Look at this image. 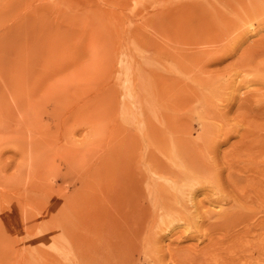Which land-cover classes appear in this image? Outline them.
I'll list each match as a JSON object with an SVG mask.
<instances>
[{
  "label": "rangeland",
  "instance_id": "rangeland-1",
  "mask_svg": "<svg viewBox=\"0 0 264 264\" xmlns=\"http://www.w3.org/2000/svg\"><path fill=\"white\" fill-rule=\"evenodd\" d=\"M67 232L264 264V0H0V264H73Z\"/></svg>",
  "mask_w": 264,
  "mask_h": 264
},
{
  "label": "bare ground",
  "instance_id": "bare-ground-1",
  "mask_svg": "<svg viewBox=\"0 0 264 264\" xmlns=\"http://www.w3.org/2000/svg\"><path fill=\"white\" fill-rule=\"evenodd\" d=\"M166 148H167V145H166ZM169 148V147H168ZM171 148V147H170ZM203 154V153H202ZM179 163V162H178ZM171 167V166H170ZM194 168V167H193ZM193 168H191V170H189L190 168H188V167H186V169H184V170H181V169H179V173L178 174H176L175 176L180 180V178L179 177H184L185 176V174H186V176H187V174H188V172H192L193 171ZM165 169V168H164ZM176 170V169H175ZM181 170V171H180ZM161 171V170H160ZM177 171V170H176ZM175 171V172H176ZM162 172V171H161ZM164 172V171H163ZM171 172H173L172 171V169H171ZM166 173V172H165ZM167 174H168V171H167ZM166 175V174H165ZM170 175H172V174H170ZM184 175V176H183ZM163 177V176H162ZM164 177H168V176H164ZM163 177V178H164ZM176 178V179H177ZM173 180V182H174V176H173V178H172ZM175 180L176 182L177 181H179V180ZM167 180H169V179H167ZM176 184V183H175ZM171 189V188H170ZM177 191H178V189H177ZM189 195V194H188ZM160 205V204H159ZM44 228V227H43ZM112 229V228H111ZM86 231H88V232H90L91 230H88V229H86ZM85 231V233H88V232H86ZM114 231H115V228H114ZM109 231L107 230L106 231V229L103 231V230H92V233H97V234H99V235H101L102 237H105L106 238V236L107 237H109V238H112V236H113V231H111V232H109V233H111V234H109L108 233ZM68 233V232H67ZM88 235V234H87ZM86 235V236H87ZM72 235H71V233H68V237H67V242H66V245L63 243L62 245H60L59 247H57V246H53L54 247V250L52 249V247H51V249L54 251V252H56L55 254L56 255H53L52 253L49 255L50 256V259L52 260L53 258L56 260V259H60V257L61 256H63V255H65L66 253H68L69 251L71 252V256H72V262L70 261V263H76V264H95V263H97L96 262V259H94V256H91L89 253H87L86 254V258H84V259H82V255L81 254H78L77 253V251H78V249H79V246L77 245V243H73V241H72V239H73V237H74V239L76 240V238H79L78 237V233L77 232H74V236L72 237ZM84 237H85V235H84ZM134 240V239H133ZM81 241H82V239H81ZM82 243H83V241H82ZM111 246V245H110ZM34 249V250H33ZM31 251V255H33V254H35V253H38V250L36 249L35 250V248H33ZM39 249V248H38ZM28 250V252L30 251L29 249H27ZM34 252V253H33ZM30 253V252H29ZM29 253H28V255H29ZM88 255H90V256H88ZM49 263V262H48Z\"/></svg>",
  "mask_w": 264,
  "mask_h": 264
}]
</instances>
